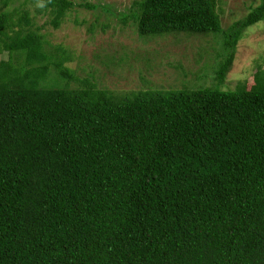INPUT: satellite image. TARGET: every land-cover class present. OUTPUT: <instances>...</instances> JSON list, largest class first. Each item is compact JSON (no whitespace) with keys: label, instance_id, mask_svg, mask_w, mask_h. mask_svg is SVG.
Returning <instances> with one entry per match:
<instances>
[{"label":"trees","instance_id":"1","mask_svg":"<svg viewBox=\"0 0 264 264\" xmlns=\"http://www.w3.org/2000/svg\"><path fill=\"white\" fill-rule=\"evenodd\" d=\"M219 4L0 0V264H264V69L222 87L264 0L227 29ZM76 7L143 40L213 37L217 83L120 94L80 79L36 24L58 30Z\"/></svg>","mask_w":264,"mask_h":264},{"label":"rangeland","instance_id":"2","mask_svg":"<svg viewBox=\"0 0 264 264\" xmlns=\"http://www.w3.org/2000/svg\"><path fill=\"white\" fill-rule=\"evenodd\" d=\"M73 1L90 5L101 3L118 12L128 9L134 2ZM259 3L260 0H220L218 13L223 28L244 19L249 7H256ZM49 22V15L36 19L37 26L42 27L41 33L52 46L49 50L64 48L70 52L72 62H68L67 67L80 79L92 75L93 82L102 89L120 94L143 90L168 92L217 83L214 68L222 48L213 37L165 36L143 40L134 27L122 25L104 10L80 7L68 13L58 30ZM93 26L95 29L91 32ZM2 59H7V54L0 55ZM260 67L264 69V21L245 31L223 90H235L243 81L249 87L253 86L254 75ZM77 86V83H72V87Z\"/></svg>","mask_w":264,"mask_h":264}]
</instances>
